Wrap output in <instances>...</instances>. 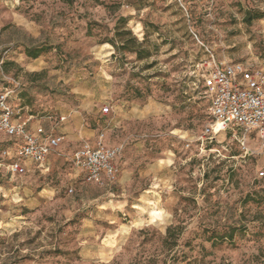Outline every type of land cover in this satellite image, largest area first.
I'll return each instance as SVG.
<instances>
[{
    "label": "rangeland",
    "instance_id": "374dc122",
    "mask_svg": "<svg viewBox=\"0 0 264 264\" xmlns=\"http://www.w3.org/2000/svg\"><path fill=\"white\" fill-rule=\"evenodd\" d=\"M249 9L264 0H0V91H22L31 123L82 100L108 107L82 116L123 147L110 188L71 178L72 146L21 177L0 157V264H264V152L243 156L229 133L197 141L209 122L206 49L264 68V18L245 24ZM124 29L148 58L113 48ZM247 145L258 150L250 135Z\"/></svg>",
    "mask_w": 264,
    "mask_h": 264
},
{
    "label": "built area",
    "instance_id": "2783aa9c",
    "mask_svg": "<svg viewBox=\"0 0 264 264\" xmlns=\"http://www.w3.org/2000/svg\"><path fill=\"white\" fill-rule=\"evenodd\" d=\"M210 60L200 73L202 87L210 97L209 122L205 125L197 141L211 143L217 136L229 133L237 143L243 156L264 152V68L252 64L215 59L212 52ZM18 87H5L0 91V134L6 139L0 157L6 160L8 172L15 176H25L31 167L44 169L51 154L60 156L58 148L63 137L59 127L67 120L65 115L48 114L50 126L41 125L31 130V116H26L17 103ZM108 107L101 109L102 114ZM251 136L258 143V150L247 145ZM191 143L186 142L189 149ZM123 151L122 145L110 146L104 143V132L100 131L92 142L83 141L81 146L68 155L76 177L97 187L116 183L121 169L117 159ZM264 178V170L258 173ZM67 192L72 193L70 187Z\"/></svg>",
    "mask_w": 264,
    "mask_h": 264
},
{
    "label": "crops",
    "instance_id": "0c3cea01",
    "mask_svg": "<svg viewBox=\"0 0 264 264\" xmlns=\"http://www.w3.org/2000/svg\"><path fill=\"white\" fill-rule=\"evenodd\" d=\"M45 67H40V71L44 70ZM89 102H85V100H82V104L80 106H77L76 108L70 110L68 112V114H66L65 116H67V120L60 125L58 133H60L63 137V141L61 143V145L58 148V152L63 153L65 151L66 148L72 146L73 148L71 149L70 154H72L75 150H77L83 141H90L92 142L93 139L95 138V136L100 132L103 131L104 132V143L110 146H115L118 145V143L111 141L110 139V135L107 134L106 129L101 128V129H95V128H90L87 126V123H85V118L82 116V110L86 109L87 112H91L94 116H100V110L101 109H96L93 110L89 107ZM96 114V115H95ZM102 114V113H101ZM59 115H63V114H59ZM103 116H105V114H102ZM101 115V116H102ZM80 117L82 120V123L77 122V124L73 123L71 124L69 122L68 118H78ZM95 118V117H94ZM46 122L48 123V125L44 126V124H46ZM40 125L44 128L47 129L50 126L49 121H47V119H42V120H36L33 123H30V128L31 130H35L37 127H40ZM69 125V126H68ZM74 125V126H73ZM51 156H56L54 154H51L49 156V158ZM122 156V154H121ZM121 156L117 159V164L120 166L121 169V173L120 176L118 177L116 183H114L111 186H105L103 188H110L112 186H115L117 183L120 182L122 176H123V163L121 161ZM49 158L47 161L46 166L49 163ZM45 166L44 169L40 170L39 168L33 166L30 168V170L28 171L27 174L30 175H34L35 173H43L45 170H47V167ZM71 178L75 179H79V181L82 182V184H85L83 182V179L81 177H76V175L74 174V176H72ZM88 185V184H85ZM90 186H94V185H90ZM97 187V186H95Z\"/></svg>",
    "mask_w": 264,
    "mask_h": 264
},
{
    "label": "trees",
    "instance_id": "16d2710c",
    "mask_svg": "<svg viewBox=\"0 0 264 264\" xmlns=\"http://www.w3.org/2000/svg\"><path fill=\"white\" fill-rule=\"evenodd\" d=\"M62 1L64 3H66L67 5H71L74 0H62ZM263 18H264V10L249 9V10L245 11V13H244L243 22L247 25H250L253 21L263 19ZM118 24H124V25L127 24L126 18L120 17L118 19ZM117 36H118V38H121V36H127V38L120 39V41L118 43H112L111 42L110 44L113 46V48L115 50H117L119 52L133 53L136 55V57L138 59H146L149 57V54L146 53V51H144L142 49V43L137 41V39L132 35V33L130 32L129 29H124L123 31H121V33H118ZM105 42H108V41H105ZM44 50L45 49H43V45L42 46H36V47H25L24 48V54L27 58L35 60L42 55ZM1 64H2V67L4 69L9 64L13 65V63H10L9 61H2ZM28 76H30L31 78L36 77V76H40V72L39 73H28ZM18 98H19V102L17 104L20 107H22L23 109L28 108V105L24 103L22 91H19ZM3 146H5V143L3 144ZM171 231H172L171 228L167 229V236L168 237H170ZM218 236H219L220 241H222L223 239L232 240V238H233L231 231H229L227 233H223V234L218 235ZM212 245H215V242H213Z\"/></svg>",
    "mask_w": 264,
    "mask_h": 264
}]
</instances>
